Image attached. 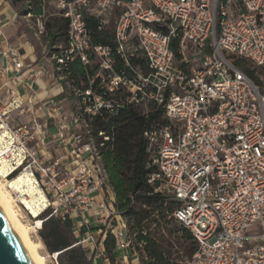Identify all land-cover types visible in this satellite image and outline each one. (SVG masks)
Returning a JSON list of instances; mask_svg holds the SVG:
<instances>
[{
    "label": "built area",
    "instance_id": "obj_1",
    "mask_svg": "<svg viewBox=\"0 0 264 264\" xmlns=\"http://www.w3.org/2000/svg\"><path fill=\"white\" fill-rule=\"evenodd\" d=\"M2 1L25 6L24 16L36 20L40 34L51 4L69 23L67 48L52 57L56 75L39 68L35 78L47 75L67 82L65 72L75 61L93 71L87 87L68 84L76 100L71 116L83 131L72 132L63 124L58 132L71 147L74 169L38 155L34 145L46 144L47 130L36 116L27 124L17 123L15 114L26 113L32 96L9 82L0 93V163L8 168L0 179L34 178L48 202L38 220L48 211L49 217L70 220L88 235L83 242L95 249L97 264H110L103 248L108 231L118 249L129 250L127 225L113 199H96L108 184L88 122L103 112L116 115L120 95L142 115L154 107L163 110L167 124L148 132L147 169L153 170L148 184L179 205L174 218L197 242L187 264H264V90L236 64L240 60L253 70L264 67V0ZM35 4L41 6L40 14L33 11ZM114 15L113 47L96 44L87 18L97 19L101 30ZM199 50L205 55L195 68L186 53ZM3 57L8 65L2 77L9 79L12 68L21 73L18 49L8 48ZM9 190L19 212L35 226L38 221L20 193ZM91 212L96 234L84 218ZM97 235L103 240L97 241ZM49 256L58 264V253Z\"/></svg>",
    "mask_w": 264,
    "mask_h": 264
},
{
    "label": "trees",
    "instance_id": "obj_2",
    "mask_svg": "<svg viewBox=\"0 0 264 264\" xmlns=\"http://www.w3.org/2000/svg\"><path fill=\"white\" fill-rule=\"evenodd\" d=\"M34 8L36 14L42 12L40 5L35 4ZM58 17L56 30L51 34L55 47L52 57L61 56L67 48L69 23L65 18ZM86 21L96 44L113 47V28L109 26L100 30L99 21L92 17ZM172 48L178 55L175 43ZM236 64L256 85L261 84L257 70L240 60H236ZM92 75V70H86L80 62L75 61L69 64L67 83L76 87H81L83 83L87 87L88 77ZM123 99L124 96L119 95V111L116 115L110 116L103 112L91 117L88 122L100 148V164L114 196L113 208L128 223V249L138 257L139 264H179L175 248L180 249L189 261L197 250V242L192 233L174 218L178 203L170 197L155 193L154 187L148 184L153 172L147 169L151 161L147 152L148 132L167 124L163 110L154 107L148 115H142ZM104 137L109 140L105 141ZM101 144L104 145L100 147ZM49 215L50 211L40 218L44 222L39 231L49 254H59L58 264H91L73 234L72 222ZM118 247V240L108 231L103 240V248L110 264H117Z\"/></svg>",
    "mask_w": 264,
    "mask_h": 264
},
{
    "label": "crops",
    "instance_id": "obj_3",
    "mask_svg": "<svg viewBox=\"0 0 264 264\" xmlns=\"http://www.w3.org/2000/svg\"><path fill=\"white\" fill-rule=\"evenodd\" d=\"M49 7H54V5L51 4ZM25 11V6L21 4L0 0V72L8 65L3 57V53L8 48L19 50L24 65L19 74L15 73L12 68L9 79L2 77L0 73V93H4L5 84L9 82L20 93H28L32 96V104L25 105L26 113L22 116L15 114L17 123L27 124L36 116L47 130L46 144L44 146L34 145L38 155L46 161L60 160L62 167L74 169L75 162L70 154L71 147L67 145L66 140L58 138V132L63 124H68L72 132L83 131L78 119L71 116L76 110V100L67 82L55 81L47 75L35 78V70L43 68L56 75L57 67L54 60L45 55L44 50L38 52L36 41L30 32L34 31L33 20L24 16ZM31 66H33L32 69ZM106 192L108 196L102 190L96 199L98 201L104 198L112 200V192L108 186H106ZM93 215L94 213L91 212L84 215V218L92 224L94 234H96L98 229ZM72 228L78 245L83 247L90 263L97 264L93 262L95 249L90 243L83 242L88 235L79 232L73 226ZM96 239L97 241L103 240L98 235ZM116 256L117 264H139L138 257L129 250L118 249Z\"/></svg>",
    "mask_w": 264,
    "mask_h": 264
},
{
    "label": "bare ground",
    "instance_id": "obj_4",
    "mask_svg": "<svg viewBox=\"0 0 264 264\" xmlns=\"http://www.w3.org/2000/svg\"><path fill=\"white\" fill-rule=\"evenodd\" d=\"M7 172V164L2 161L0 163V174L6 175ZM9 188L20 193L22 204L30 216L37 219L38 223L34 227L25 224L21 219V214L14 203V197ZM47 206L46 197L30 175H21L17 179L8 182L0 179V207L22 236L37 264H47V259L41 254L44 244L41 240H35L31 232L41 226L38 218Z\"/></svg>",
    "mask_w": 264,
    "mask_h": 264
},
{
    "label": "rangeland",
    "instance_id": "obj_5",
    "mask_svg": "<svg viewBox=\"0 0 264 264\" xmlns=\"http://www.w3.org/2000/svg\"><path fill=\"white\" fill-rule=\"evenodd\" d=\"M33 8H34V6H33ZM25 9H26V7H25ZM55 14H56V10L54 9V7H47L46 18L43 20V26H44L43 34H40V29L38 27L36 20H34V19H32L34 31L33 30L30 31V32H32L33 37L36 41V46H37L38 52L44 50L45 55L48 58H52V53L55 50L54 42L51 41V34L56 30L57 21L59 19V17ZM115 21H116V16L114 15L110 18V22H111L110 27L111 28H114ZM186 54H187V58L192 62V64L194 65L195 68H200L202 66L204 55H205V53L203 51L199 50V51H196L194 53L187 51ZM257 71H258V74L260 75V80H261V84L258 86L264 90V67L260 70H257ZM65 73H67V72H65ZM81 87H84L83 83H82ZM69 90L71 91V89H69ZM103 190H104L106 196H108L105 187H103ZM112 196H113V194H112ZM112 198H114V196ZM20 214H21V219L23 220V222L25 224L32 225L34 227L33 222H31V220L27 217V215L25 213L21 212ZM124 221H125L126 225H128L127 221L126 220H124ZM173 226L174 225H172V227ZM252 232L254 233L255 230H252L249 233H252ZM31 233H32V236L34 237L35 240H37V241L41 240L42 241L39 233H35V231L34 232L32 231ZM175 252L177 253L176 256H178L177 258L180 262L179 264H187L188 259H187L186 255L183 252H181V250L178 248H175ZM41 254L44 257H46L47 264H56L55 261L49 256V251L45 245H44V248L41 250ZM63 259H65V258H63ZM87 260H88V258H87ZM88 262H89V260H88ZM99 264H102V262L100 261Z\"/></svg>",
    "mask_w": 264,
    "mask_h": 264
},
{
    "label": "water",
    "instance_id": "obj_6",
    "mask_svg": "<svg viewBox=\"0 0 264 264\" xmlns=\"http://www.w3.org/2000/svg\"><path fill=\"white\" fill-rule=\"evenodd\" d=\"M0 264H37L22 236L1 207Z\"/></svg>",
    "mask_w": 264,
    "mask_h": 264
}]
</instances>
